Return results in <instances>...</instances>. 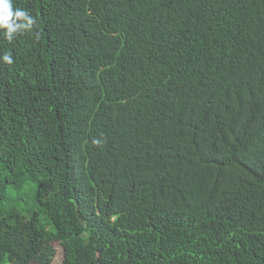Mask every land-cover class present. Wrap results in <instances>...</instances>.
Instances as JSON below:
<instances>
[{
	"label": "trees",
	"instance_id": "16d2710c",
	"mask_svg": "<svg viewBox=\"0 0 264 264\" xmlns=\"http://www.w3.org/2000/svg\"><path fill=\"white\" fill-rule=\"evenodd\" d=\"M12 6L0 264H264V0Z\"/></svg>",
	"mask_w": 264,
	"mask_h": 264
},
{
	"label": "clouds",
	"instance_id": "9594fccd",
	"mask_svg": "<svg viewBox=\"0 0 264 264\" xmlns=\"http://www.w3.org/2000/svg\"><path fill=\"white\" fill-rule=\"evenodd\" d=\"M35 25V19L23 9L13 10L12 0H0V30H3L5 37L12 40L14 34L31 30ZM0 59L11 65L13 57L5 53ZM98 143V141H96Z\"/></svg>",
	"mask_w": 264,
	"mask_h": 264
},
{
	"label": "rangeland",
	"instance_id": "374dc122",
	"mask_svg": "<svg viewBox=\"0 0 264 264\" xmlns=\"http://www.w3.org/2000/svg\"><path fill=\"white\" fill-rule=\"evenodd\" d=\"M25 203H26V200H24L22 202V204H25ZM55 247L57 250V255H56V259H55L53 264H62V262H63V249L59 244H56Z\"/></svg>",
	"mask_w": 264,
	"mask_h": 264
}]
</instances>
